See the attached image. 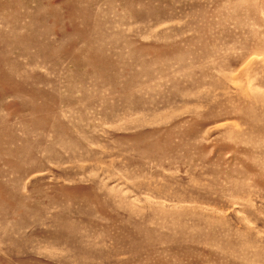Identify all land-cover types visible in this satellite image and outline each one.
Here are the masks:
<instances>
[{
	"label": "rangeland",
	"instance_id": "obj_1",
	"mask_svg": "<svg viewBox=\"0 0 264 264\" xmlns=\"http://www.w3.org/2000/svg\"><path fill=\"white\" fill-rule=\"evenodd\" d=\"M0 264H264V0H0Z\"/></svg>",
	"mask_w": 264,
	"mask_h": 264
}]
</instances>
